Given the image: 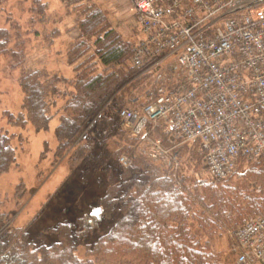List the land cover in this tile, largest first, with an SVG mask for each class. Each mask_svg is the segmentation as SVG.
Wrapping results in <instances>:
<instances>
[{"label":"trees","instance_id":"16d2710c","mask_svg":"<svg viewBox=\"0 0 264 264\" xmlns=\"http://www.w3.org/2000/svg\"><path fill=\"white\" fill-rule=\"evenodd\" d=\"M86 12L80 24L86 39L73 46L71 55V64L81 59L84 63L72 82L74 94L66 89L61 92L69 101L59 111L55 138L60 144L58 157L70 151V161L82 164L85 176L92 174L100 181L104 177L107 182L117 176L118 182L110 183L99 201V220L115 217V222L106 231H102L101 221L60 223L45 232L52 237L48 245L35 244L24 228H6L0 235V264H220L211 241L218 234H230L248 213L263 217L264 198L237 190L235 196L226 183L211 178L214 182L205 184L180 176L173 164L179 162L181 151L189 145L171 150L169 166L164 167L138 152L141 139L124 133L119 114L128 105L140 107L132 103L133 91L151 75L130 65L133 45L108 28L99 9L89 6ZM8 33L0 28L1 54L20 56L17 51H6ZM91 47L94 53L85 62V50ZM15 65L23 67L24 62ZM55 81V77L38 70L22 71V110L17 114L3 112L8 125L47 129L53 118L50 105L56 103H48L45 98L58 96ZM155 133L165 141L161 142L164 148L179 143L170 142L159 129L152 136ZM10 140L0 129V174L15 162ZM190 148L194 150L192 156L202 160L197 145ZM123 157L128 165L120 163ZM247 174L263 180V186L257 189L264 194L261 161L250 164L240 159L236 171L224 181ZM238 196L247 201L245 208L235 205ZM7 218L0 214L5 220L0 222V230ZM80 247L84 257L79 256Z\"/></svg>","mask_w":264,"mask_h":264},{"label":"built area","instance_id":"2783aa9c","mask_svg":"<svg viewBox=\"0 0 264 264\" xmlns=\"http://www.w3.org/2000/svg\"><path fill=\"white\" fill-rule=\"evenodd\" d=\"M140 39L130 65L151 75L154 97L124 108L129 136L167 162L150 133L197 145L209 177L224 181L240 159L264 165V0H133ZM165 162V163H166ZM121 163L128 165L126 158ZM238 264H264V216L234 233Z\"/></svg>","mask_w":264,"mask_h":264},{"label":"rangeland","instance_id":"374dc122","mask_svg":"<svg viewBox=\"0 0 264 264\" xmlns=\"http://www.w3.org/2000/svg\"><path fill=\"white\" fill-rule=\"evenodd\" d=\"M132 2L133 0L1 1L0 28L9 32L6 51H17L20 56L13 57L10 53L0 52V129L10 136L15 153V162L6 172L0 174V214L8 217L0 235L6 228H24L35 244L48 245L52 237L45 235V232L60 223H73L78 219H88L90 223L96 224L101 221L104 225L102 231H106L115 222V217L110 221L102 217L99 220V201L109 184L118 182L117 176H113L109 182L104 177L100 181L92 174L85 176L84 166L70 161V151L66 150L58 157L60 144L55 138V131L60 122L59 111L69 101V97L63 98L61 92L66 89L74 94L72 82L76 78L77 68L84 63L81 59L71 64L73 46L86 39L82 36L80 26L84 10L86 14L89 6L99 9L106 18L108 28L134 45L140 39V34ZM85 51L86 62L94 49L91 47ZM20 60L24 62L23 67L15 65ZM24 70H38L56 78L54 86L58 89V96L53 98L47 95L45 98L48 103H56L54 106L50 105L53 118L45 130L37 131L30 124L10 126L3 115L4 111L17 114L22 110L24 94L19 80ZM152 80L151 77L144 80L142 87L133 91L132 103L135 106H142L153 97ZM129 107L128 105L125 108ZM119 125L122 127L121 120ZM122 130L124 131L123 127ZM124 133L129 135L125 131ZM152 133L153 131L150 133L151 139L164 141L159 134L155 133L154 137ZM184 145L178 143L176 147L169 145L170 147L164 148L161 143L160 148L170 153ZM190 147L181 151L179 162L174 161L175 170H178L180 176L197 183L214 182L206 172L202 160H196L192 156L194 150ZM147 149L148 147L142 146L141 141L138 152L145 155L144 151ZM150 161L155 165L169 166L166 161V164L160 160ZM262 181L257 175L247 174L218 182L226 183L235 196L237 190L263 199V192L257 189L263 186ZM235 200V205L246 207L244 196H238ZM257 216L256 213H248L242 224ZM240 225L235 226L230 234H218L211 241L213 251L220 255V264H238L240 252L234 233ZM81 255L83 249L80 247L79 256Z\"/></svg>","mask_w":264,"mask_h":264}]
</instances>
